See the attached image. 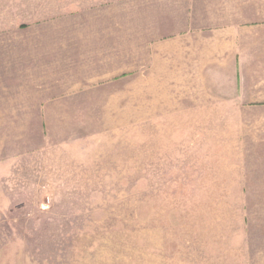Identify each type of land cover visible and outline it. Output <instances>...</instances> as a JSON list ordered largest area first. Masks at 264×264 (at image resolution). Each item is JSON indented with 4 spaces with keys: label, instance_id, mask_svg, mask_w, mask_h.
Instances as JSON below:
<instances>
[{
    "label": "rangeland",
    "instance_id": "374dc122",
    "mask_svg": "<svg viewBox=\"0 0 264 264\" xmlns=\"http://www.w3.org/2000/svg\"><path fill=\"white\" fill-rule=\"evenodd\" d=\"M110 4L143 0H0V32ZM74 81L68 100L38 102L49 115L32 131L6 134L0 264H264L253 118L198 99L151 110L137 74L115 92Z\"/></svg>",
    "mask_w": 264,
    "mask_h": 264
},
{
    "label": "crops",
    "instance_id": "0c3cea01",
    "mask_svg": "<svg viewBox=\"0 0 264 264\" xmlns=\"http://www.w3.org/2000/svg\"><path fill=\"white\" fill-rule=\"evenodd\" d=\"M155 2L143 0L140 13L110 4L78 20L1 31L0 149L6 134L32 131V118L49 115L39 101L68 100L71 78L78 90L115 92L119 76L137 74L151 110L198 99L253 118V148L264 154V0Z\"/></svg>",
    "mask_w": 264,
    "mask_h": 264
}]
</instances>
